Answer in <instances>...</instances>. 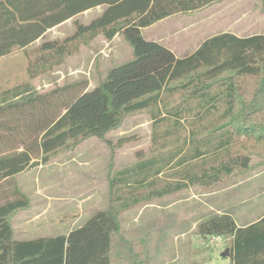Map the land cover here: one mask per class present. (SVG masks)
Here are the masks:
<instances>
[{"label":"trees","instance_id":"obj_1","mask_svg":"<svg viewBox=\"0 0 264 264\" xmlns=\"http://www.w3.org/2000/svg\"><path fill=\"white\" fill-rule=\"evenodd\" d=\"M227 0H0V58L26 49L50 29L92 8L107 9L75 39L29 52L31 77L64 64L100 35L121 32L133 51L132 59L113 66L106 78L89 90L86 81H76L52 91L38 93L30 84L0 94V264H152L151 256L139 250L121 229L119 213L139 203L125 199V192L152 186L168 171L183 178L156 190L147 198H162L191 186H208L250 167V156L239 154L200 175H190V162L229 150L238 128L227 122L215 132L192 137L167 152L140 158L118 169L110 180L114 199L106 210L97 211L84 225L68 235L15 240L11 217L30 207L14 177L47 163L49 155L69 141L103 139L119 127L124 117L146 109H158L164 93L200 91L201 108L213 110L224 102L221 121L239 109L243 124L257 133L264 157V34L238 38L224 34L210 38L192 54L177 58L166 45L147 40L142 30L172 16L195 14ZM263 3L264 12V0ZM205 69L203 72L202 70ZM231 72L232 76L220 77ZM239 76L257 84L245 105L235 84ZM241 98V97H240ZM159 106V107H158ZM184 108V107H183ZM168 110L181 117L182 111ZM155 122L161 121L153 114ZM254 123V126H251ZM156 140V137H154ZM38 161V162H37ZM180 170V171H178ZM162 179V178H161ZM136 193H133L135 195ZM121 208H117V204ZM197 234L230 238L232 264H264V216L256 223L239 227L229 213L214 214L200 222Z\"/></svg>","mask_w":264,"mask_h":264},{"label":"rangeland","instance_id":"obj_2","mask_svg":"<svg viewBox=\"0 0 264 264\" xmlns=\"http://www.w3.org/2000/svg\"><path fill=\"white\" fill-rule=\"evenodd\" d=\"M245 4L244 10H255L261 16V28L256 33L264 34L262 1L246 0ZM208 9L164 21L149 29L146 39L158 38L178 55L186 50L183 54L189 55L211 38L213 31L205 30L206 21L213 23L215 12H206ZM228 9L234 8L224 5L216 10L215 22L220 27L214 32L230 27L228 24L241 15V12L231 14ZM117 42L116 51L107 49L95 63L89 60L94 54L81 52L80 47L71 60L67 59L61 66L36 77H31L29 72V52L37 46L17 49L0 59V94L26 84L38 93H45L76 81H86L88 89H94L113 66L133 57L128 43H125L127 47H121L123 39L119 38ZM230 76L232 73L227 72L220 78ZM234 82L241 89L238 93L243 94L238 97L239 103L245 105L247 100L241 99L250 96L257 84L242 76ZM199 92L190 88L173 94L164 93L162 106L158 109L150 108L124 117L121 125L103 139L69 141L64 148L49 155L47 163H42L41 156L39 165L16 175L14 182L30 200V207L11 217L14 238L53 237L84 225L97 211L110 206L114 199L110 180L118 169L132 165L142 157L167 152L192 137L205 136L232 122L238 128V135L230 149L216 158L212 154L192 161L180 174L187 171L190 175H200L239 154L250 156L248 169H236L230 176L208 186L195 185L163 198L147 199L152 192L174 184L184 176L178 175L177 171L174 174L168 171L152 186L136 192L126 189L123 192L125 199L133 196L140 201L119 213L122 231L135 241L139 250L151 256L152 264H232L230 256H222L227 253L231 239H204L197 234V228L200 222L218 213H229L239 225L253 223L264 215V157L260 153L257 133L243 124L240 110L221 121L224 102H217L216 110L202 109L205 101L197 98ZM180 107L190 110L182 111L181 117L177 118L169 115L168 110L178 111ZM153 114L163 119L155 122ZM251 126L255 127L254 123ZM116 207L122 206L119 203Z\"/></svg>","mask_w":264,"mask_h":264},{"label":"crops","instance_id":"obj_3","mask_svg":"<svg viewBox=\"0 0 264 264\" xmlns=\"http://www.w3.org/2000/svg\"><path fill=\"white\" fill-rule=\"evenodd\" d=\"M245 3H246V0H227V1H225L219 5H215L211 8H209L208 10H206V12H209V11L215 12V14L212 15L214 22L210 23V21L208 19L206 21V29L205 30H210V31L212 30L213 31V33L211 34V38L216 37V36H220V35H224V34H232L238 38H247V37H252V36L261 34V33H256V30H259L261 28L260 27L261 26L260 20H259L261 16H259V14H257L255 10H251V11L250 10H248V11L244 10L245 5H246ZM224 5H227L230 8L231 7L234 8L232 11L228 9L229 13L233 14V13H240L241 12V15L238 17V19H236L232 23L228 24V26L231 27L230 30H229L230 27H226V29L222 30L221 32H218V31L214 32V30H217L218 27H220V25L217 22H215V20L218 17V15H217L218 12L216 10L219 9V7H222ZM106 9H107V7L105 5H102V6L92 8L86 12H83V13L67 20L66 22L50 29L43 37H41L39 40H37L32 45L37 46V47H47V46L55 45L57 43H63V42L71 41V40L75 39L80 33L88 30V28L91 27L92 24H94L101 17V15L104 13V11ZM223 11H224V9L222 10V12ZM175 17L177 18V16H172V17H169L165 20H162V21L156 23L155 25H153L149 28L143 29L142 30L143 36L146 38V32L149 31V29H152V28L158 26L160 23H162L164 21L172 20ZM220 20H221V18H220ZM119 38H120V40L123 39L121 47H127L125 45V43H127V42L124 40L123 35L121 34V32H117V33L113 34L111 38H108V35H100L93 42H91V44L89 46H82L83 50L81 49V52H84L86 54L87 53L88 54L89 53L94 54L93 59H89V60H91L92 63H95L97 58L100 59L101 55L103 53H105L107 49H109V52L116 51L115 47L117 46V43H118L117 40ZM149 39L152 41H158V43H162L158 38H149ZM103 44H104V46H103ZM162 44H164V43H162ZM20 50H22V49H20ZM171 50L175 53L176 57L179 59L187 56V55L183 54L187 50L184 52L181 51L180 55H178L176 50H174V49H171ZM180 50L181 49L179 48L178 51H180ZM195 51H193L192 53H194ZM130 59H131V56H130ZM68 60H71V58ZM116 60H118V59L115 58V61ZM167 196H169V195H167ZM219 214H221V213H219ZM263 216L264 215H262L259 219H257L253 223L258 222ZM249 224H251V223H249ZM249 224H246V225H249ZM246 225H239L238 224L239 227H243ZM74 229L69 230L68 233H62L60 235H68ZM56 236H58V235H56ZM15 240H32V239L15 238Z\"/></svg>","mask_w":264,"mask_h":264},{"label":"water","instance_id":"obj_4","mask_svg":"<svg viewBox=\"0 0 264 264\" xmlns=\"http://www.w3.org/2000/svg\"><path fill=\"white\" fill-rule=\"evenodd\" d=\"M222 256H223V257H228V256H230V249H228L227 253H226V254H223Z\"/></svg>","mask_w":264,"mask_h":264}]
</instances>
